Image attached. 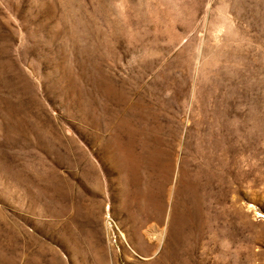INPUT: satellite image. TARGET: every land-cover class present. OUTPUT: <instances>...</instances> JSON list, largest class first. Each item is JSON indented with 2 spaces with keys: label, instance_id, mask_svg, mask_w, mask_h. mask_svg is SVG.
I'll return each instance as SVG.
<instances>
[{
  "label": "rangeland",
  "instance_id": "rangeland-1",
  "mask_svg": "<svg viewBox=\"0 0 264 264\" xmlns=\"http://www.w3.org/2000/svg\"><path fill=\"white\" fill-rule=\"evenodd\" d=\"M197 207L185 264H264V0H0V264H161Z\"/></svg>",
  "mask_w": 264,
  "mask_h": 264
},
{
  "label": "bare ground",
  "instance_id": "bare-ground-1",
  "mask_svg": "<svg viewBox=\"0 0 264 264\" xmlns=\"http://www.w3.org/2000/svg\"><path fill=\"white\" fill-rule=\"evenodd\" d=\"M170 197H171V195L169 196V198ZM235 215H237L239 218H242L241 210L236 209ZM168 217H169V220L167 219L168 220L167 221V228L164 229V230L162 229L160 231L153 230L149 234V239L150 240H156V247H160L161 244L163 245L162 248L164 249V251H163L162 254H160L161 255L160 256V261L162 262L161 264H185V263H187L186 261H187V259L189 257L188 255L190 254V252L192 250V247H193L192 246V243H193L192 241H194L195 236L197 235L196 234L197 230L196 231L194 230L196 228H193L191 226L199 224L200 221L198 222L195 219L202 220L203 213L201 212L200 207H197V209L195 210V212L193 214H189V213H186V212H183V211H178V210L175 209V210H171V213L169 214ZM239 218H237V219H239ZM239 231H240V229L237 231V234L240 233ZM220 234L227 236L226 237L227 240H228V238H229V240L231 239V234L228 233L227 231L225 232V231H223L221 229V231L220 230L219 231H217V230L214 231L215 240L216 239L219 240V238H221V237H219ZM227 240H225V242H223V241L221 242V240H220V242L218 243L219 244V248L223 249V246H224L225 248L228 249L229 248V242H227ZM240 252L241 251L239 250V253Z\"/></svg>",
  "mask_w": 264,
  "mask_h": 264
}]
</instances>
